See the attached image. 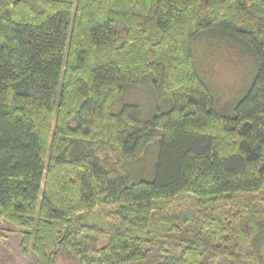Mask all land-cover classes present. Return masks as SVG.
Masks as SVG:
<instances>
[{"label": "trees", "instance_id": "16d2710c", "mask_svg": "<svg viewBox=\"0 0 264 264\" xmlns=\"http://www.w3.org/2000/svg\"><path fill=\"white\" fill-rule=\"evenodd\" d=\"M249 48L233 115L194 41ZM36 264H264V0H0V237Z\"/></svg>", "mask_w": 264, "mask_h": 264}, {"label": "rangeland", "instance_id": "374dc122", "mask_svg": "<svg viewBox=\"0 0 264 264\" xmlns=\"http://www.w3.org/2000/svg\"><path fill=\"white\" fill-rule=\"evenodd\" d=\"M194 52L206 83L217 101V111L233 115L235 105L246 95L258 71L247 46L220 35H200ZM22 230L7 226L0 237V264H36L33 253L22 252Z\"/></svg>", "mask_w": 264, "mask_h": 264}]
</instances>
